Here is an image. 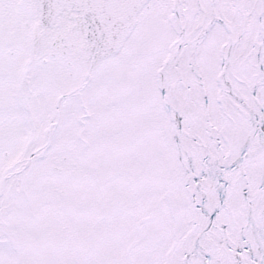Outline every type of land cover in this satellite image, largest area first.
Returning <instances> with one entry per match:
<instances>
[{
	"label": "snow or ice",
	"instance_id": "6c2138e0",
	"mask_svg": "<svg viewBox=\"0 0 264 264\" xmlns=\"http://www.w3.org/2000/svg\"><path fill=\"white\" fill-rule=\"evenodd\" d=\"M0 264H264V0H0Z\"/></svg>",
	"mask_w": 264,
	"mask_h": 264
}]
</instances>
